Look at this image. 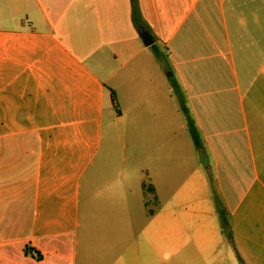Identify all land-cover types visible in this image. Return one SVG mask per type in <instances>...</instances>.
<instances>
[{
    "label": "crops",
    "instance_id": "obj_1",
    "mask_svg": "<svg viewBox=\"0 0 264 264\" xmlns=\"http://www.w3.org/2000/svg\"><path fill=\"white\" fill-rule=\"evenodd\" d=\"M137 5L150 45L130 0H0V264H223L217 212L264 264V0ZM106 84L139 190L96 169Z\"/></svg>",
    "mask_w": 264,
    "mask_h": 264
},
{
    "label": "rangeland",
    "instance_id": "obj_2",
    "mask_svg": "<svg viewBox=\"0 0 264 264\" xmlns=\"http://www.w3.org/2000/svg\"><path fill=\"white\" fill-rule=\"evenodd\" d=\"M106 85L110 92V90H112L111 87L109 84ZM103 136V146L98 157L99 162L96 169L111 170L112 173L116 175L123 173L127 185H133L136 190H139V182L142 176L141 149L139 146H127L124 107L118 105L116 98H114V103H112L110 95L109 101L106 107H104L103 112ZM209 197L213 207L217 208V200L215 201L216 197L211 196L210 189ZM214 215L217 218V222H219V236L222 241L217 244V251L220 252L219 255L223 253V264H232L230 259H227L225 253V250L229 248L228 238L225 234L227 227H221V213L217 212V214L215 213Z\"/></svg>",
    "mask_w": 264,
    "mask_h": 264
},
{
    "label": "trees",
    "instance_id": "obj_3",
    "mask_svg": "<svg viewBox=\"0 0 264 264\" xmlns=\"http://www.w3.org/2000/svg\"><path fill=\"white\" fill-rule=\"evenodd\" d=\"M130 5H131V19L133 21V23L137 26V28H141V26H143L144 24L141 22V18H140V14H139V11H138V5H137V0H130ZM110 98H111V101H114V93L112 90H110ZM191 134L193 136V138L195 139V135L194 133L192 132L191 130ZM145 187V191L151 193L152 192V188L151 186H143V188ZM217 199L215 198V201ZM219 203L217 201V207H218ZM30 253L31 255H35L37 256L38 254H35L33 252V250L31 248H25V253ZM38 257V256H37Z\"/></svg>",
    "mask_w": 264,
    "mask_h": 264
},
{
    "label": "water",
    "instance_id": "obj_4",
    "mask_svg": "<svg viewBox=\"0 0 264 264\" xmlns=\"http://www.w3.org/2000/svg\"><path fill=\"white\" fill-rule=\"evenodd\" d=\"M140 38L142 40V42L145 44V45H150L152 43V37L151 35L149 34V32L147 30H144L141 28L140 30ZM198 161L201 165H205V161L203 160V158H201L199 155H198ZM225 234H227V230L225 232Z\"/></svg>",
    "mask_w": 264,
    "mask_h": 264
}]
</instances>
